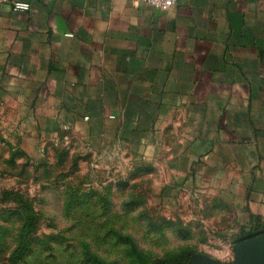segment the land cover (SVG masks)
I'll list each match as a JSON object with an SVG mask.
<instances>
[{
    "label": "crops",
    "instance_id": "1",
    "mask_svg": "<svg viewBox=\"0 0 264 264\" xmlns=\"http://www.w3.org/2000/svg\"><path fill=\"white\" fill-rule=\"evenodd\" d=\"M17 1L31 10L0 3V94L20 119L69 123L264 224V0Z\"/></svg>",
    "mask_w": 264,
    "mask_h": 264
},
{
    "label": "rangeland",
    "instance_id": "2",
    "mask_svg": "<svg viewBox=\"0 0 264 264\" xmlns=\"http://www.w3.org/2000/svg\"><path fill=\"white\" fill-rule=\"evenodd\" d=\"M11 101L0 94V264L234 263L254 234L219 194L99 153L69 123L36 129Z\"/></svg>",
    "mask_w": 264,
    "mask_h": 264
},
{
    "label": "water",
    "instance_id": "3",
    "mask_svg": "<svg viewBox=\"0 0 264 264\" xmlns=\"http://www.w3.org/2000/svg\"><path fill=\"white\" fill-rule=\"evenodd\" d=\"M234 263H220L204 257L198 258V264H264V234L245 240L234 246Z\"/></svg>",
    "mask_w": 264,
    "mask_h": 264
},
{
    "label": "built area",
    "instance_id": "4",
    "mask_svg": "<svg viewBox=\"0 0 264 264\" xmlns=\"http://www.w3.org/2000/svg\"><path fill=\"white\" fill-rule=\"evenodd\" d=\"M135 3H145L158 10H166L177 5L178 0H131ZM0 3L11 5L15 12H29L31 5L29 3L20 2L17 0H0Z\"/></svg>",
    "mask_w": 264,
    "mask_h": 264
},
{
    "label": "trees",
    "instance_id": "5",
    "mask_svg": "<svg viewBox=\"0 0 264 264\" xmlns=\"http://www.w3.org/2000/svg\"><path fill=\"white\" fill-rule=\"evenodd\" d=\"M257 221H258V222H257ZM251 228H252L251 231H253L254 234H253L251 237L246 238V239H251V238H254V237H256V236H259V235L264 234V224H263V225L260 224L259 220H256L255 224H253V225L251 226ZM246 239H245V240H246ZM241 241H244V240H241ZM241 241H239V242H241Z\"/></svg>",
    "mask_w": 264,
    "mask_h": 264
}]
</instances>
